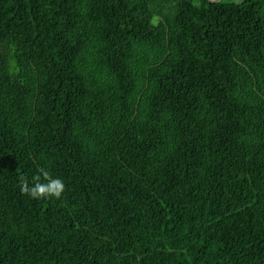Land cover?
Returning a JSON list of instances; mask_svg holds the SVG:
<instances>
[{
	"label": "trees",
	"instance_id": "16d2710c",
	"mask_svg": "<svg viewBox=\"0 0 264 264\" xmlns=\"http://www.w3.org/2000/svg\"><path fill=\"white\" fill-rule=\"evenodd\" d=\"M0 264H264V0H0Z\"/></svg>",
	"mask_w": 264,
	"mask_h": 264
},
{
	"label": "clouds",
	"instance_id": "9594fccd",
	"mask_svg": "<svg viewBox=\"0 0 264 264\" xmlns=\"http://www.w3.org/2000/svg\"><path fill=\"white\" fill-rule=\"evenodd\" d=\"M239 2V0H237ZM19 186L22 194L33 199H46L55 197L59 199L65 191V184L62 179L54 178L52 175L41 169V173L32 177L30 184L27 177H19Z\"/></svg>",
	"mask_w": 264,
	"mask_h": 264
},
{
	"label": "water",
	"instance_id": "95a60500",
	"mask_svg": "<svg viewBox=\"0 0 264 264\" xmlns=\"http://www.w3.org/2000/svg\"><path fill=\"white\" fill-rule=\"evenodd\" d=\"M222 0H208V2L212 3V4H216L221 2Z\"/></svg>",
	"mask_w": 264,
	"mask_h": 264
},
{
	"label": "rangeland",
	"instance_id": "374dc122",
	"mask_svg": "<svg viewBox=\"0 0 264 264\" xmlns=\"http://www.w3.org/2000/svg\"><path fill=\"white\" fill-rule=\"evenodd\" d=\"M229 1H233V2H236L237 0H229Z\"/></svg>",
	"mask_w": 264,
	"mask_h": 264
}]
</instances>
